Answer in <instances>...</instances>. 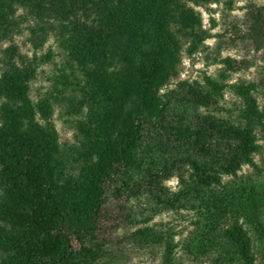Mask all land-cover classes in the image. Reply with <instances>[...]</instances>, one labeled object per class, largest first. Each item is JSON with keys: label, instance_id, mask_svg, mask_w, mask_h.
Listing matches in <instances>:
<instances>
[{"label": "trees", "instance_id": "16d2710c", "mask_svg": "<svg viewBox=\"0 0 264 264\" xmlns=\"http://www.w3.org/2000/svg\"><path fill=\"white\" fill-rule=\"evenodd\" d=\"M220 3L0 0V264H123L129 249L161 264H180V250L192 264H264V78L227 82L250 63L217 54L207 65L224 66L218 78L171 87L183 53L216 37L198 8ZM246 24L263 49L264 5L247 8ZM25 30L30 57L15 43ZM51 37L65 62L35 102ZM56 105L74 118L72 144ZM167 212L190 215L186 237L150 225Z\"/></svg>", "mask_w": 264, "mask_h": 264}, {"label": "rangeland", "instance_id": "374dc122", "mask_svg": "<svg viewBox=\"0 0 264 264\" xmlns=\"http://www.w3.org/2000/svg\"><path fill=\"white\" fill-rule=\"evenodd\" d=\"M221 1L222 3L220 4L210 6L213 10L212 15L207 13L205 9L198 8L203 14L205 29H210L212 27L210 17L216 19L217 26L212 30V34L216 37L206 42L209 46L207 51H199L193 58H189L187 53H183L182 63L179 68V77L173 80L171 87H174L179 81L187 80L192 82L201 80L205 72L209 76L218 78L220 70L224 66L222 64L207 65L217 54H220L222 58L231 57L238 61H247L250 63L248 68H244L240 72L232 73L227 82L235 83L242 80L259 81L264 78V48L258 50L254 41L248 37V24H246L247 8L251 4L264 5V0H233L235 8L232 11L229 10L227 4H225L228 0ZM28 38L29 32L25 30L22 35H19L15 39V43L20 47L21 52L30 57L32 56L33 50ZM8 45V43L1 44L0 50L6 48ZM188 46L189 45H186V48ZM50 48L56 53V57L53 63L40 68L39 75L33 82L31 95L35 102L48 90L52 89L55 75L59 73L58 69L62 67L65 62L63 53L54 37L50 38L41 53L45 54ZM260 102L262 105L264 104V99L262 97L260 98ZM235 103H237V99L228 92L226 94V106L235 110ZM54 109V123L58 129L61 143L63 145L72 144L76 132L74 128V118L66 116L62 106L56 105ZM234 115L236 116L235 113ZM261 144L263 145V150L260 155L255 157V162L263 167L264 139H262ZM252 172L253 170L251 167L245 166L242 172H240V175H251ZM167 185L170 186L173 191L178 189L176 178L167 182ZM189 219L190 215L185 212H167L157 216L151 221L150 225L154 224L158 227L164 226L174 228V230L179 232L177 239L181 240L186 237L188 232L193 228L190 226ZM124 233V230L120 231L121 235ZM178 255L180 264H192L183 257V252L181 250ZM123 264H161L160 253L153 250L140 251L137 249H129Z\"/></svg>", "mask_w": 264, "mask_h": 264}]
</instances>
